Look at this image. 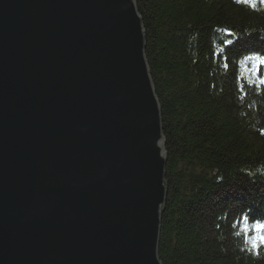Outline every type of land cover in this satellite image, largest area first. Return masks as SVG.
<instances>
[{
  "label": "water",
  "instance_id": "obj_1",
  "mask_svg": "<svg viewBox=\"0 0 264 264\" xmlns=\"http://www.w3.org/2000/svg\"><path fill=\"white\" fill-rule=\"evenodd\" d=\"M165 144L136 0H0V264H164Z\"/></svg>",
  "mask_w": 264,
  "mask_h": 264
},
{
  "label": "trees",
  "instance_id": "obj_2",
  "mask_svg": "<svg viewBox=\"0 0 264 264\" xmlns=\"http://www.w3.org/2000/svg\"><path fill=\"white\" fill-rule=\"evenodd\" d=\"M136 1L168 155L159 256L264 264L239 223H264V3Z\"/></svg>",
  "mask_w": 264,
  "mask_h": 264
},
{
  "label": "snow or ice",
  "instance_id": "obj_3",
  "mask_svg": "<svg viewBox=\"0 0 264 264\" xmlns=\"http://www.w3.org/2000/svg\"><path fill=\"white\" fill-rule=\"evenodd\" d=\"M238 2L250 4L253 7H255L256 5V0H238ZM260 3H264V0H260ZM260 62L264 63V60H261ZM261 82L264 83V81ZM239 223L246 233L250 229L254 230L258 234L264 232V223H261L260 221L250 223V218L247 215L241 217ZM257 241H259V243H257ZM260 245H264V235H258L255 239L252 240V246L254 249L258 248Z\"/></svg>",
  "mask_w": 264,
  "mask_h": 264
}]
</instances>
